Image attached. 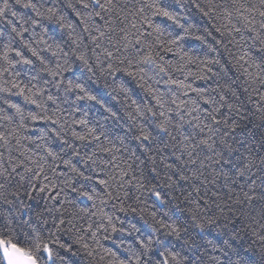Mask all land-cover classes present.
<instances>
[{"label":"snow or ice","instance_id":"obj_1","mask_svg":"<svg viewBox=\"0 0 264 264\" xmlns=\"http://www.w3.org/2000/svg\"><path fill=\"white\" fill-rule=\"evenodd\" d=\"M0 264H264V0H0Z\"/></svg>","mask_w":264,"mask_h":264}]
</instances>
